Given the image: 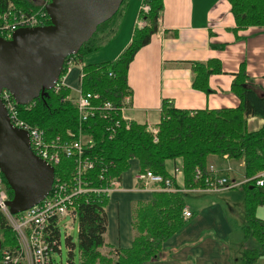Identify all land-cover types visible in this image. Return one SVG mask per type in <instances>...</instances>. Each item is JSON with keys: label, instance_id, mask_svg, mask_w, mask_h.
<instances>
[{"label": "trees", "instance_id": "16d2710c", "mask_svg": "<svg viewBox=\"0 0 264 264\" xmlns=\"http://www.w3.org/2000/svg\"><path fill=\"white\" fill-rule=\"evenodd\" d=\"M129 0H123L117 13L97 27L91 39L82 45L77 54L69 56L59 78L66 76L70 65L81 64L83 58L98 51L102 44L111 41L116 34L122 12ZM234 18L235 27L231 31L236 35L249 27L264 28V0H227ZM149 5L147 13L139 12V20L146 25L136 28L130 44L114 61L88 64L81 67L79 87L81 94L94 96L91 103L102 109L106 102L115 110L114 120L120 121L116 133L108 131L112 123L99 117L90 118L84 124V132L93 138V146L83 149V160L93 162L91 169L81 177V188L101 190L110 185L111 180H121L123 173L130 168V161L137 160L139 172L150 171L164 179L171 178L166 169L167 161L181 160V172L184 187H204L203 182H195L196 170L204 172L209 156L226 157L243 163L245 181L238 188L244 199L242 233L244 247L241 253L242 264H258L264 256V222L256 216V209L264 205V185L258 186L261 173L264 174V126L258 131L249 132L247 120L251 117L264 119V95L256 93V87L241 64L234 75L231 92L239 99L235 108L218 110H182L164 101L160 121L155 136L146 125L128 122L121 118L123 99L129 94L127 85L128 70L136 54L151 41L158 30V20L163 10V0H144ZM9 6L23 12H35L40 9L36 0H0V13ZM44 26L50 24L47 20ZM192 68V89L205 95L211 93L209 77L221 73V64L217 59L205 63L194 62ZM75 97L67 86H59L36 99L30 105L19 106L18 116L33 127L43 130L47 140L57 137L66 139L68 131L76 133L79 116L74 105ZM77 137V136H76ZM156 142H155V139ZM54 176L69 182L75 171L71 158H62L54 167ZM264 180V176L261 177ZM8 195L12 192L6 181ZM174 184L175 179H174ZM177 186V185H176ZM184 195L181 193L157 192L148 202H138L132 208L131 227L133 241L127 249H114L109 256L99 250L108 247L104 242L108 218L106 207L108 194L102 192L80 193L73 198L72 206L76 213L77 247L79 264H146L162 256L163 244L175 235L185 224ZM192 214V213H191ZM192 217V215H191ZM190 217V218H191ZM45 237L54 241L53 250H57L58 232L46 228ZM0 241L2 248L16 247L15 235L6 225L0 214ZM69 249L68 264L72 263L74 244L66 237ZM61 253V249H60Z\"/></svg>", "mask_w": 264, "mask_h": 264}, {"label": "crops", "instance_id": "0c3cea01", "mask_svg": "<svg viewBox=\"0 0 264 264\" xmlns=\"http://www.w3.org/2000/svg\"><path fill=\"white\" fill-rule=\"evenodd\" d=\"M143 2L129 0L109 46L101 52H98L100 49L93 52L101 55L113 45L110 59L89 58L90 53L76 65L78 70L72 78L70 74L66 75L65 85L70 88L72 98L80 91L82 66L114 61L130 44L134 30L142 27L138 15ZM234 27L227 0H163L157 32L130 64L127 77L129 94L122 101L123 119L146 125L148 130H156L164 101L177 109L192 111L235 108L239 99L231 92V84L241 64L256 87V93L264 95V28L249 27L235 35L231 31ZM209 59L219 60L221 73L209 77L211 93L205 95L192 89L191 64L205 63ZM263 126L264 119L259 117L247 120L249 132L258 131ZM179 164L180 159L167 161L168 173L171 175ZM210 167L215 174L225 175L236 183L245 181L232 178L234 168L243 169L241 161L209 156L207 168ZM138 172L139 163L134 159L130 161L128 171L122 174L117 188L108 194V225L104 235L108 247L99 250L103 255L109 256L114 249L131 246L132 208L138 202L150 201L157 193V186L143 189L136 182ZM175 181L176 185H181L182 175H178ZM234 189L193 194L195 198L209 194L224 198L217 201L206 199L202 209L192 213L184 226L163 244L162 256L146 264H242L240 257L244 240L240 216L244 199L243 194L237 191L229 195ZM185 209L188 210L186 203ZM256 216L264 222V205L257 207ZM258 264H264V256L258 259Z\"/></svg>", "mask_w": 264, "mask_h": 264}, {"label": "built area", "instance_id": "2783aa9c", "mask_svg": "<svg viewBox=\"0 0 264 264\" xmlns=\"http://www.w3.org/2000/svg\"><path fill=\"white\" fill-rule=\"evenodd\" d=\"M49 3L50 0H42V4L39 6L40 9L32 13H26L14 6H9L6 11L0 13V37L9 40L12 33L19 28L44 26V23H47V20H49L45 11V7ZM140 10L143 13H147L149 5L143 3ZM139 24L141 26L146 25L145 21L141 20ZM70 67L71 65L67 73L70 71ZM65 78L66 76L58 81L55 89H58L59 86H66ZM0 98L7 110L11 124L27 132L31 150L36 156L52 167L59 165L64 157L71 158L75 164V171L72 173L71 181L64 182L54 176L52 187L43 201L17 214H10L9 208L6 205L10 197L0 172V214L5 218L6 225L14 233L16 242L15 248L8 246L2 248L1 246L0 264H53L52 254L56 253L53 250V246L56 243L54 244L53 240L45 237L46 228H49V224L52 225V229L58 232L57 250L60 253V228L63 226L64 229H70L77 218L72 206L73 198L77 197L80 193L102 192L109 194L110 191L118 186V181L113 179L108 187L101 190L81 188L80 177L93 166V162L82 159L83 149L91 148L94 144L93 138L84 132L83 126L90 118L96 116L105 119L112 123L111 128L108 129V131L112 132L109 138H112L116 133V129L120 126V121L112 118L115 108L111 103L106 102L102 105V109H99L91 103L94 96L81 94L79 91L73 102L79 116L77 134L68 131L66 139L57 137L47 140L43 130L31 126L19 118L17 104L6 90L1 92ZM121 110L122 107L119 112ZM121 118L123 119L122 114ZM150 131L155 136L157 130ZM178 175H182L181 164L173 168L171 178L164 179L160 175L145 171L136 174V182L143 189L157 186L156 192L181 194L219 193L234 189L240 185V183L231 181L225 175L215 174V170L211 167L209 169L206 167L204 172H201V170H196L195 172V182H203L204 187L187 188L184 187L183 182L181 185L176 186L174 179ZM258 176L260 178L256 182V185L261 187L264 185V180L261 178L264 174L261 173ZM191 215L189 210L184 209V219H189ZM66 218L70 219L69 222L65 221Z\"/></svg>", "mask_w": 264, "mask_h": 264}, {"label": "water", "instance_id": "95a60500", "mask_svg": "<svg viewBox=\"0 0 264 264\" xmlns=\"http://www.w3.org/2000/svg\"><path fill=\"white\" fill-rule=\"evenodd\" d=\"M122 1L50 0L49 25L19 28L9 40L0 37V95L6 90L25 106L53 90L66 58L77 54ZM0 172L12 192L6 203L10 214L43 201L54 181V168L33 153L27 132L11 124L1 98Z\"/></svg>", "mask_w": 264, "mask_h": 264}, {"label": "rangeland", "instance_id": "374dc122", "mask_svg": "<svg viewBox=\"0 0 264 264\" xmlns=\"http://www.w3.org/2000/svg\"><path fill=\"white\" fill-rule=\"evenodd\" d=\"M42 4V0H36V5L37 6H41ZM123 7H121L122 9ZM121 9L120 11L117 13V17H116V21L118 23V17H119V14L121 13ZM118 29V28H117ZM110 44V41L107 42L105 41L100 50L98 52H101L102 49H105L107 46H109ZM112 49H113V45L108 48L105 52L101 53V55H96V53H91V55L89 56L92 57V58H104V59H110L112 57ZM91 63H96V62H91ZM100 63V62H98ZM103 63V62H102ZM78 70V67H76V65H72L70 67V71L67 73L70 74V77L72 78L74 76V74H76ZM234 174H233V177L232 178H235V179H242L244 180V174H243V169H237L234 168L233 170ZM234 192H230L229 195L231 194H234L236 191V193L238 194H242L240 193L241 190L239 188L237 189H234L233 190ZM226 194H221V196H224ZM200 196V195H198ZM239 196V195H238ZM196 196H194L193 194H185L184 195V200H185V203L188 207V210L191 212V213H195L196 211L202 209V206L204 205L205 203V200L206 199H213L215 201H217L218 199H223L224 197H217L216 195L214 196L209 194V195H206L205 197L203 198H195ZM234 213L236 214V211H234ZM242 214L243 212H241V220H242ZM69 218H66L65 221L66 222H69ZM77 222H75L70 229H64V227L62 226L60 228V249H61V253L59 252H56L54 254H52V259H53V264H68V259H69V255H68V252H69V249H68V246H67V242H66V237H70L71 239V242L74 244V249H73V256H72V263L73 264H79V252H78V247H77Z\"/></svg>", "mask_w": 264, "mask_h": 264}]
</instances>
